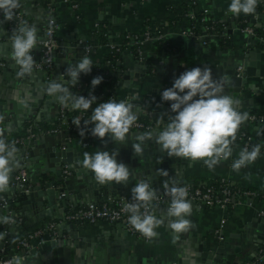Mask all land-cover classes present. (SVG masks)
Returning a JSON list of instances; mask_svg holds the SVG:
<instances>
[{"label": "crops", "instance_id": "1", "mask_svg": "<svg viewBox=\"0 0 264 264\" xmlns=\"http://www.w3.org/2000/svg\"><path fill=\"white\" fill-rule=\"evenodd\" d=\"M41 1L21 0V4L26 3L23 9L31 16V14L35 15L37 12L36 7ZM69 2L75 4V7L72 8L70 3L61 2L60 0H45L44 7L54 13L55 41L82 42V56H88L94 65L100 67L107 66L110 63L114 65L116 82L111 84L113 97L119 102L125 96H138V99L131 100L135 106L134 111L142 113V117L151 120L157 132L163 130L164 124L168 121V110H170V103L162 102L161 93L172 87L175 78H178L186 70L195 67L212 68L221 63H224L226 68H236L237 64L244 66L243 63L250 59L241 61L242 55L247 51H252L251 61L258 63L257 68L252 65V71L256 75L246 77V83L240 86L239 92L232 93L231 96L241 102L239 111L260 116L259 121H247L241 127L251 135L254 142L264 148V53H260L264 51V0H259L256 12L251 15L255 19L252 25H248L240 15L234 16L228 12L231 0H69ZM184 7L186 12L182 16L181 13ZM17 11L19 12V9ZM196 15L198 17L204 16L214 24H219L226 18L232 17L234 25L250 26L253 32L260 30L262 35L257 36L255 31L252 34L251 41L246 42L244 40L245 34L241 32V29H233L230 36L225 33L222 34L225 40L220 47H214L208 41H200L198 44L192 45L191 38L198 41L206 30L205 26L203 27L204 30L200 25L199 31L196 32L193 29V35L185 34L191 28L190 22H187V20H190L189 16L195 18ZM21 17L20 14L19 18ZM199 21L201 22V18ZM10 22L4 19L3 14H0V53L5 57L4 61H0V67H3V70L0 71V130L3 131L5 140L10 138L13 133L20 131L25 122L31 121L32 127L36 126V122L51 124L57 114L58 107L61 105L55 102L57 100L55 97L50 101L51 104L46 105L45 108L38 105L36 107L38 108L37 111H29L27 108L16 109V101L13 99L8 101L9 105H5V102H7L5 91L11 90L8 85L10 78L13 74L17 75L18 72L17 65L11 58V46L7 45L9 40L2 37L11 28ZM227 24L229 25V22L219 24L220 29H225ZM99 28L104 29L102 37L105 38V41L102 44L97 42L98 34L96 32ZM145 31L165 39V41H168V46L171 45V47L168 49V46H166L167 48H161L159 52H153L148 42L142 44L140 46L141 55L145 54L144 60L149 70L139 66L138 74L135 76L133 56L134 54L138 55L130 50L129 46L131 44H127L124 40L127 35L141 37ZM42 32V28L37 31L38 42L42 37ZM205 36L209 37L211 35L205 33ZM89 41L97 44L89 45V52L85 54L84 46L88 45ZM38 42L31 53L34 61L40 57ZM257 43H261L260 48L256 47ZM122 44L124 48L119 50ZM112 52H114L115 57L110 61L108 56ZM253 53H260L259 57L257 55V60L254 59L255 54L253 58ZM66 57L69 58L72 55H66ZM138 59L142 60V57L139 55ZM61 61L62 58L54 57L49 68L50 71H60L57 66L61 64ZM118 62H120L119 65H117ZM122 71H132L133 73L126 85L121 82ZM82 74L80 78H82ZM63 76V73L60 74L59 79L62 80ZM40 82L38 76L33 73L25 77L24 81H17L16 84L18 88L20 87L18 93L24 92L28 96L30 94L32 96L31 92L39 87ZM69 87L70 91L77 95L78 89L71 85ZM8 106H12V108L9 109ZM11 109L14 110L11 111ZM18 113L24 115V117L18 118ZM41 116L42 119H40ZM162 118L164 123H161ZM135 136L137 135L129 133L130 138L126 144H116L110 137H105L104 140L99 138L87 146H82L78 138L67 140L65 132L50 134L37 130L33 136L36 137L37 143L36 148L33 149V155H37L39 159L34 160L29 167L24 168L28 177V184L29 186L41 185L47 178H60L61 180L55 182L54 186L62 189L61 195L69 198L62 211L84 205L87 198H92L97 203L105 198L106 193L104 191L108 184L100 185L97 183L94 174L90 170L82 168L81 175L76 176L70 173L66 177L60 175L57 177L54 173L45 171V168H51L52 164L49 163L48 157L41 158L38 152L41 151L46 155L51 149L55 147V150L58 149L59 144L62 143L77 149L81 153V167L85 152L94 154L96 151L101 150L111 153L118 150L117 162L124 163L129 168L131 172L129 183L132 187H135V184L139 181L136 172L145 168L143 157L136 158V155H134L132 144L136 142ZM23 142L25 140L16 143V147L23 144ZM152 142L151 140L147 141L143 147H151ZM232 147V157L228 161L222 162L214 171H210L202 162L193 163L180 157H168L167 153L161 151V148L158 151L156 164L148 165L149 173L147 175L157 176L156 178L162 181L156 186L152 185L156 191L164 189L163 183L166 180H175L178 184L183 181L223 178L229 180L232 185L240 190L252 192V195L240 199L239 203L224 208L206 207L191 202L193 212L187 218L195 226L189 232L179 234L178 238L168 227L169 221L165 215L164 208L166 206L164 205H157L158 207L153 211L154 215L165 222L156 229L159 233L158 237L149 241H141L130 236L124 231L122 224L119 222L101 220L92 224L86 222L79 224L60 223L55 216L49 215L42 216L41 222L42 224L55 222L57 225L56 233L60 234V238L63 239L69 237L67 226L66 228L63 226L71 224L77 233V237L88 242L90 248H92V253L95 251L97 255L99 254L101 261L97 258V264H104L105 252L103 249H106L105 244L107 243L115 247L108 259V264H173L181 244L186 245L183 247L187 254L186 257L189 259L188 256L192 254L189 245L193 244L190 240L194 237L198 239L197 242L204 241L207 247H214L220 241H223L224 253H234L240 256L242 264H250L257 258L262 259L264 264V255L260 256L259 251L264 244L257 242L260 239L259 230L251 224L253 222L251 219L256 212L258 216H264V154H260L254 164L236 173L230 165L238 158L241 150L235 145H232ZM26 155L28 154L26 153ZM161 169L167 171L169 175H159L158 170ZM17 170L18 168L13 171L11 179L16 175ZM111 184L114 186V182ZM126 185L124 184V186ZM12 186L14 185L10 183V187ZM120 186L116 189L112 188L110 191L119 195L122 191ZM11 197L13 205H10L9 210L14 211L15 222L11 232L12 235L19 231L20 222L30 226L32 222L38 221V218L30 216L32 211L29 210L26 213V211L19 208L18 201H14L18 197L16 192H11ZM2 198L5 199L6 196L0 194V200ZM44 209L47 210L50 207H47L45 203ZM34 210L36 211V209ZM28 213L29 215H27ZM6 215L3 211L0 213V216ZM2 225L0 224V229ZM60 226H62V229ZM219 226L220 238L215 233ZM10 236L7 238L6 244L11 247ZM49 242L50 240L45 239L39 246L32 249L31 253L26 254L30 264L35 261L41 264L42 255L48 251H54ZM84 250H87L86 246H84Z\"/></svg>", "mask_w": 264, "mask_h": 264}, {"label": "clouds", "instance_id": "2", "mask_svg": "<svg viewBox=\"0 0 264 264\" xmlns=\"http://www.w3.org/2000/svg\"><path fill=\"white\" fill-rule=\"evenodd\" d=\"M259 0H231L228 12L239 16L252 15L256 12ZM21 7V0H0V13L6 21H13L16 10ZM11 58L18 66V77L33 74L35 61L32 50L36 48L38 37L35 26L26 22L13 29L10 36ZM92 60L82 56L77 63L69 64L65 73L69 77L66 84L55 81L49 83L46 92L72 111L88 112L95 103L90 120L83 121L76 117L72 124L79 129V135L84 137L88 132L93 137L104 140L110 137L116 144H126L129 140L130 129L137 121L134 105L125 100L117 102L109 99L107 102L97 103V98L89 93L88 97L76 95L70 91L76 86L81 74L92 71ZM103 77L92 79L91 86L95 89ZM226 81L222 78H213L212 70L208 67H195L186 70L175 78L172 87L161 93L162 102H169L170 109L175 115L170 116L161 131H147L135 136L132 144L134 155L143 156V145L149 141L160 146L161 151L168 157H180L193 163L202 162L210 171H214L222 162L228 161L233 155L232 145L237 140V134L242 125L249 119L248 112H241V102L225 93ZM132 100L138 96L131 97ZM161 123H164L163 118ZM89 125L94 127L89 129ZM118 150L96 151L94 154H83L82 167L90 170L100 185L127 184L131 172L124 163L117 162ZM261 146L253 145L249 150L245 147L239 152L230 167L236 173L241 169L254 164L260 157ZM19 166L18 149L14 142H7L0 130V194L10 190V177ZM161 176L169 173L158 170ZM250 177V174H249ZM246 177V178H249ZM165 195L170 198V206L165 213L168 218V227L178 238L179 234L189 232L195 225L188 219L193 212V205L187 199L189 189L178 186L175 180H166L163 183ZM132 202L124 205L123 211L128 213L129 225L145 239L157 238V228L164 224V220L153 214L158 206L154 203L157 192L150 181L139 180L132 188ZM14 223L11 216H0V224ZM4 234L0 233V239ZM22 258L14 257L8 264H21Z\"/></svg>", "mask_w": 264, "mask_h": 264}, {"label": "water", "instance_id": "3", "mask_svg": "<svg viewBox=\"0 0 264 264\" xmlns=\"http://www.w3.org/2000/svg\"><path fill=\"white\" fill-rule=\"evenodd\" d=\"M52 4V2H51ZM53 5V4H52ZM26 6V3L21 4V7L19 8V13L22 15L21 18H14L13 21H11V28L7 30L6 34H4L2 37L6 38L9 40V43L7 44L8 46H11V41H10V36L12 35V31L14 28H16L18 25L24 24L25 22L30 25V26H35L37 31H39L41 28L47 27V22L50 19H54V13L48 11L44 6H45V0H42L39 2L38 6L36 7V13L35 15L31 14L29 16L25 11L24 7ZM23 11H22V10ZM233 15V14H231ZM243 14H240V16ZM235 16V15H234ZM257 18V17H256ZM245 22L248 25H252L255 21V19L252 18L251 15H247V17L244 18ZM225 22H229V25L227 24L225 29H220L221 34H228L230 36L231 32L233 29H241L243 25H234L233 24V18L229 17L226 18L224 21H221L220 24H223ZM242 32V31H241ZM244 33V32H242ZM245 34L244 40L246 42H250L252 39V34ZM42 36V35H41ZM214 34L212 33L211 36H202L199 37L198 41L196 39L191 38L192 45L198 44L200 41H208L207 38H212L213 39ZM42 37H40L41 40ZM231 38V37H230ZM57 43V49L53 51L52 57H58L62 58L61 64L57 66V68L60 70L58 72H51L50 69H34L33 73L38 76L39 80H41L39 87H36L32 93V96L27 95V93H18L20 92V87L18 88L17 86V81H24L25 77H18L17 75L13 74L12 78H10L9 81V89L11 90H6L5 95H7V102H5V105H9V100L13 99L15 100V108L18 110H22L27 108L29 111H37L38 108H36L38 105H41L43 108L46 107V105L51 104V100L54 98L52 96H49L46 92L47 85L53 81L61 84H66L67 81L69 80V77L66 75L65 71L68 68L69 64H75L78 62V60L82 57V47L83 44L82 42L79 43H72V42H67V41H56ZM261 43H257V48H260ZM40 48V47H39ZM58 51V52H57ZM264 53V51L260 52ZM260 53H253V58L255 54V58L257 60V55L259 57ZM66 55H72V57H66ZM120 57V56H119ZM134 75L136 76L138 74L137 70L138 67L145 68L146 70H149V67L146 66V61L144 60L145 54H142V60L138 59V56L134 54ZM250 59L249 61H245V59ZM252 51H247L242 55L241 61H245L243 64L244 66L242 69V72L240 75L236 74L235 68L229 67L226 68L224 63L218 64L215 67H212V75L213 78H219L222 77L226 81V86H225V93L227 95H232V93H238L239 88L241 85L246 83V77L256 75L254 71H252V67L258 66L257 62H252ZM5 60V57L3 56L2 53H0V61ZM120 62L117 63L119 65ZM246 64V65H245ZM237 64L236 66H238ZM253 65V66H252ZM18 69V66H17ZM16 69V70H17ZM3 70V67H0V71ZM16 72V71H15ZM63 73V79H59V75ZM132 71H122V83L126 85L128 80L130 79L132 75ZM118 77V76H117ZM125 82V83H124ZM70 86V85H68ZM230 86V88H229ZM20 100V101H19ZM55 102L59 103L57 100ZM60 104V103H59ZM4 105V107H5ZM9 109L12 108V106H8ZM6 108V107H5ZM14 109H11L13 111ZM165 110V109H164ZM17 117L22 118L24 115L22 114H17ZM42 119V116L40 117ZM38 119V121H40ZM154 133L157 132L156 129L152 130ZM142 132L138 131H133L130 132V134H136L139 135ZM36 137H32L29 140H25L23 144L17 147L18 149V156H19V166L17 168H26L29 167L34 160H38L39 157L37 155H33V149L36 148ZM150 141V140H149ZM148 141V142H149ZM152 146L151 147H146L144 148V153H143V166L145 167L144 169L136 172V177L139 180H147L150 181L151 186L158 185L159 183H162L159 178H156L154 175L148 176L147 174L149 173L148 165L149 164H156V159H158V151L160 150V146H158L154 140H151ZM56 148V147H55ZM55 148L51 149L49 153L46 155L39 151V155L41 158L48 157L49 163L52 164V167L47 169L45 168V171H49L54 173L55 176L60 175V170L61 168L65 167L66 170L76 176H79L82 174V168L81 163H80V152L72 148L71 146L67 144H59L58 149L55 150ZM26 153L28 155H26ZM136 158H139V156H136ZM142 160V158H141ZM158 164V163H157ZM46 167V166H45ZM57 168V169H56ZM84 169V168H83ZM16 168L14 169V171ZM85 170V169H84ZM44 171V172H45ZM42 172L43 174H45ZM13 173V172H12ZM11 173V176H12ZM11 180V177H10ZM58 180H61L60 178L56 179H50L47 178L41 185H34V186H27V185H22V186H12L10 187V190L6 193H2L3 195L6 196L7 200V207L6 208H0V213L2 211L4 214H7L6 216H11L13 215L11 213H8V210L11 203H12V197H11V192H16L18 196V202L19 208L22 211H26V213L30 210L32 213H30L33 218V216H36L38 220H41L42 216L44 215H49V216H55V218L59 219L60 218V212H63V207L67 205L68 197L65 195H61L62 189H56L55 188V182ZM121 185V186H120ZM115 184L114 186L110 183L106 186V190L104 191L106 194H109L110 189L118 188L119 186L122 188V190L119 195H126L132 193V186L128 182V185L124 186L123 183L121 184ZM93 188V187H92ZM91 189V188H90ZM109 190V191H108ZM108 191V192H107ZM85 193H87L85 191ZM15 200V199H14ZM92 198H87L85 199V202L91 201ZM47 207H50V209L45 210L44 206L45 203ZM57 206V208H55ZM62 207V208H61ZM36 209V211L34 210ZM165 211H167V206L164 208ZM29 215V213L27 214ZM29 216V217H30ZM251 221H253L251 224L254 225V227L259 230V241H257L259 244H264V216L260 217L257 215V212L253 215ZM64 225V224H63ZM6 225H3L1 228L6 229L8 228L5 227ZM68 228V234L69 237L66 239L60 238L61 235L57 234L53 239H50L49 245L54 251H48L44 255H42L41 258V264H97V258L99 259V254L97 255V252L94 251V253L91 252L92 248H90L89 244L87 241L84 239H80L77 237L76 231L73 229L71 224L64 225L63 227ZM62 229V226H60ZM57 231V228H56ZM55 231V232H56ZM11 235V231H9V235L4 237L3 239H0V249L2 248L4 244V240L8 238V236ZM193 244L189 245L188 247L190 248L191 255L188 256L189 259L186 257L185 249L183 246L186 245H180L179 251L176 254L175 261L173 264H242L240 261V256L235 255L234 253H224L223 249V241H220L217 245L214 247H207L206 243L204 241H198L195 237L190 240ZM87 244V245H84ZM84 246L87 247V250H84ZM105 248L103 251L105 252V260L104 264H108V259L112 254V250L115 248L113 245H110L109 243L105 244ZM178 249V248H177ZM31 253V251L29 252ZM102 253V252H101ZM101 253H100V258H101ZM116 258V257H115ZM21 264H30L28 256H26L22 261ZM32 264H40V262L35 261Z\"/></svg>", "mask_w": 264, "mask_h": 264}, {"label": "built area", "instance_id": "4", "mask_svg": "<svg viewBox=\"0 0 264 264\" xmlns=\"http://www.w3.org/2000/svg\"><path fill=\"white\" fill-rule=\"evenodd\" d=\"M61 2L70 3L69 0H60ZM70 7L74 8L75 4L70 3ZM205 12V10H204ZM2 14V13H0ZM20 13L16 10V15L14 18H19ZM190 18L192 16H189ZM201 20H203L201 18ZM54 29H55V23L52 19L48 20L47 27L43 28L42 32V38L38 42L40 47V57L39 59L35 60L34 69H49L52 65V53L57 49V43L54 39ZM193 27L191 26L190 30L187 31V35H193ZM207 29V27H205ZM241 31L247 34H253V30L250 26H243L241 28ZM214 34V33H213ZM211 35V34H210ZM205 36V33L201 35ZM126 39H129L132 44L136 46L135 53L141 57V50L140 46L146 42H151L154 40H160L161 37L158 35L150 34L149 32L145 31L141 37L137 36H131L127 35ZM264 41V40H263ZM89 45L84 46V53L87 54L89 52ZM243 67L238 65L235 68L236 74L240 75L242 72ZM19 71V68H18ZM89 96V92L87 93V97ZM104 99L103 102H107L109 99H114L113 96H102ZM115 100V99H114ZM122 100H125L129 103H132V99L130 96H125ZM102 102V103H103ZM137 117H142V113L136 112ZM168 119L170 116L175 115V113L171 112V109L168 110ZM57 117L60 119V123L64 124L62 128H52L46 131V133L50 134H57L60 132L66 133V139L69 140L70 137L67 136L68 132L73 133V135H77L78 139L80 140L82 146H87L94 140H98V137H93L90 132H88L84 137H81L79 135V129L76 126L68 125L64 119L63 115V106L60 105L58 107L57 114L54 118V120L57 119ZM76 117H79L81 119V127H83V121L87 120L86 117H84V112L78 111V114ZM250 119L248 122H254L259 121L261 118L258 115H255L253 113L249 114ZM148 122H143L137 119L136 123L133 125V127L130 129V132L138 131V132H147L154 130L153 123L151 120H147ZM27 132V135L24 140L31 139L34 134L30 133V129H25ZM241 131L237 134V139L241 141V147L240 150L244 149L245 147H248L249 150L253 145H257L256 142L253 141L250 134H248L244 129H240ZM23 140L20 141H14V143H20ZM259 145V144H258ZM261 154H264V148L261 147ZM70 172L66 170L65 167L61 168L60 170V176L66 177L69 175ZM10 183L18 186L27 185L28 184V177L25 172V169L20 167L17 170L16 175L10 180ZM178 186H186L189 189V194L187 199L192 203H197L198 205H204L206 207H220L224 208L227 206H232L236 203H239L240 199L243 197L252 195V192L249 190H240L239 188L232 185V183L227 180L220 178L219 184L217 188L206 186L203 183H196L195 185L192 182H185L183 184H178ZM56 188V187H55ZM58 189V188H56ZM157 192V199L154 201L156 205H164L167 206V208L170 206V198L165 195V190L156 191ZM132 193L127 195H116L115 193H109L105 195V198L97 203L93 199L91 201L85 202L84 205L75 207L73 209H68L66 211L60 212V218L58 221L60 223H95L98 221H107V222H119L122 224L123 229L126 233H128L130 236L135 237L136 239H139L141 241H149L145 239L140 233L135 231L128 223V216L129 214L123 211L124 205L127 203L132 202ZM7 200L6 198H2L0 200V208H6L7 207ZM10 209V207H9ZM8 210V213H11L13 215L12 220L14 221V211ZM154 211V210H153ZM154 213V212H153ZM15 223V222H14ZM14 223L8 226L6 229H0V233L4 234V237L9 235V231L12 232V229L14 227ZM4 225V224H3ZM2 225V226H3ZM1 226V227H2ZM56 228L57 225L55 222H49L47 224H44V229H37L33 232L26 233L25 236L21 239H19L15 246L18 249V252H13L12 254L5 253V249H10L11 247L6 244L7 238L4 240V244L2 248L0 249V264H8L10 260H12L14 257L22 258V260L25 258L26 254H28L32 249L39 246L42 242H44L45 239L50 240L53 239L56 235ZM219 229L215 230L216 236L220 238ZM9 237V236H8ZM12 246V244H11ZM260 256L264 255V246L260 248ZM21 260V261H22ZM250 264H263L262 259L257 258L254 262Z\"/></svg>", "mask_w": 264, "mask_h": 264}, {"label": "trees", "instance_id": "5", "mask_svg": "<svg viewBox=\"0 0 264 264\" xmlns=\"http://www.w3.org/2000/svg\"><path fill=\"white\" fill-rule=\"evenodd\" d=\"M185 9H186L185 7L182 9V13H181L182 16H184V14L186 12ZM245 17H247V15H244V14L241 15V18H245ZM200 18H203V20H201V22L199 21ZM187 22H190L189 23L190 26H192L196 32L200 30L199 26L201 25L202 28L204 26L207 27L206 30L203 28L205 30L206 34L214 33L213 39L207 38L210 45L212 44L214 47H220L224 43L225 39H224V36H222V34H221V30L219 27L220 23L214 24L210 20L206 19L204 16L198 17L197 15L195 16V18H194V16H192L190 18V20H187ZM103 30H104L103 28H99L96 32V34H98L97 35V38H98L97 42H99L100 44L104 43V41H105V38L102 37L103 36V34H102ZM255 31H256L257 36L262 35V32L260 30H255ZM124 41L127 44H131V46H129V48L133 53H135L136 46L134 44H132V42L129 39H125ZM148 43L151 45V50L153 52H159L161 50V48L164 49L166 46H168V41H165V39H163V38H161L160 40H154V41H151ZM87 44L90 46H93L94 44H97V43L89 41ZM170 47H171V45H170ZM170 47L168 46V49ZM123 48H124V45L122 44V46H120L119 50H122ZM114 57H115V54H114V52H112L109 54L108 59L110 61H112L114 59ZM92 66H93L92 71L86 75L82 74V78H80V80L78 81V84H77L78 87H77V85L75 86L78 89L77 95H82V96L87 97V93L89 92L97 98V103H102L104 101V99L102 98V96L104 94H105L104 96H109V95L114 96V93L111 90V88H112L111 84L116 82L115 77H114V65H112L110 63L107 66L100 67V66L94 65L92 63ZM97 76L103 77V81L101 82V84H99L97 87H95V89H92L91 81L93 78H95ZM114 99H115V97H114ZM95 107H96V104L94 103L88 112H84V117H86L87 120H90L92 111ZM77 114H78V110L72 111L69 108L63 107L64 119L68 125L75 126L72 124V121L74 118H76ZM60 119L57 117V119L54 120L51 124L46 123V122H36L37 127L36 126L32 127L33 124L31 123V121L25 122L22 125V128L20 129V131L13 133L10 138L6 139V141L7 142H14V141L24 140L26 135H27V132L25 130L26 128H29L30 133H33V134H35V131H37V130L45 133L47 130L55 128V127L62 128L64 126V124L60 123ZM137 119H139L140 121L146 122V123L148 122L147 117H138ZM88 127L90 129L91 127H94V125H89ZM240 129H243V128L241 127ZM67 136L70 138H78L77 135H73V133H71V132H68ZM233 145L240 148L241 147V141L237 139ZM15 146H16V143H15ZM191 182L194 185L196 183L200 182V183L205 184L206 186H211V187L217 188V186L219 184V179L193 180ZM183 183H185V181L178 183V184H183ZM18 199L19 198L17 197L15 200L18 201ZM11 205H13V204L11 203ZM37 229H44V224H42L41 220L32 222L30 224V226L24 225L23 223L20 222L19 223V231L10 236V241L12 243V246L10 249L6 248L5 253L12 254L13 252H18V249L15 246L16 242L19 239L23 238L26 233L33 232Z\"/></svg>", "mask_w": 264, "mask_h": 264}]
</instances>
